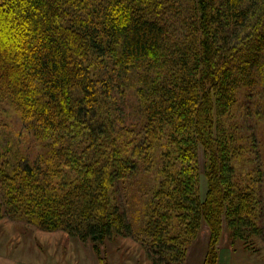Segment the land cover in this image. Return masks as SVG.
Segmentation results:
<instances>
[{"label": "trees", "instance_id": "trees-1", "mask_svg": "<svg viewBox=\"0 0 264 264\" xmlns=\"http://www.w3.org/2000/svg\"><path fill=\"white\" fill-rule=\"evenodd\" d=\"M242 91L264 94V0H0V96L45 144L0 164V216L98 254L131 236L151 264H182L204 225L203 264L224 228L257 250L260 200L225 122ZM149 162L158 179L128 188Z\"/></svg>", "mask_w": 264, "mask_h": 264}, {"label": "rangeland", "instance_id": "rangeland-1", "mask_svg": "<svg viewBox=\"0 0 264 264\" xmlns=\"http://www.w3.org/2000/svg\"><path fill=\"white\" fill-rule=\"evenodd\" d=\"M244 93L242 91L239 94L225 122L239 127L236 131L239 139L236 145L239 148H235L237 156L233 163L241 180L249 181L256 190L260 200L259 221L264 228V92L259 91V96H263L258 99L255 96L249 98ZM260 100L262 102H256ZM251 103L254 104L249 111L246 107ZM44 145L24 125L11 100L7 96H0V164H13L24 153L35 158L38 153L45 151ZM148 167L152 168V172L147 170ZM140 168L138 174L129 181L132 185L126 184L128 188L136 190L144 185L150 187L151 181L158 179L157 166L153 162ZM205 192L206 180L203 178L202 196ZM121 195L129 209L131 221L137 227L139 222L136 215L143 204L130 198V193L123 192ZM223 232L219 242V256L220 247L222 252L233 248L232 257L237 264H264V235L256 238L257 250L252 251L242 243H231L227 228ZM208 241L209 229L204 225L199 236L190 244L182 264H203L209 250ZM0 264H151V261L144 247L131 236L119 235L108 240L102 245L101 254H98L90 240L83 241L64 230L46 231L24 220L0 216Z\"/></svg>", "mask_w": 264, "mask_h": 264}, {"label": "crops", "instance_id": "crops-1", "mask_svg": "<svg viewBox=\"0 0 264 264\" xmlns=\"http://www.w3.org/2000/svg\"><path fill=\"white\" fill-rule=\"evenodd\" d=\"M233 256V248L226 249V251L222 252V248L220 247V256L218 264H237L234 262Z\"/></svg>", "mask_w": 264, "mask_h": 264}]
</instances>
